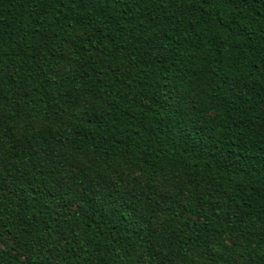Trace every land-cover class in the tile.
I'll return each instance as SVG.
<instances>
[{
  "label": "trees",
  "instance_id": "1",
  "mask_svg": "<svg viewBox=\"0 0 264 264\" xmlns=\"http://www.w3.org/2000/svg\"><path fill=\"white\" fill-rule=\"evenodd\" d=\"M0 264H264V0H0Z\"/></svg>",
  "mask_w": 264,
  "mask_h": 264
}]
</instances>
